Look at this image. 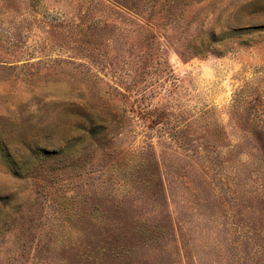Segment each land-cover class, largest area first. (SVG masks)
I'll use <instances>...</instances> for the list:
<instances>
[{"label": "rangeland", "instance_id": "obj_1", "mask_svg": "<svg viewBox=\"0 0 264 264\" xmlns=\"http://www.w3.org/2000/svg\"><path fill=\"white\" fill-rule=\"evenodd\" d=\"M263 130L264 0H0V264H264Z\"/></svg>", "mask_w": 264, "mask_h": 264}, {"label": "trees", "instance_id": "obj_2", "mask_svg": "<svg viewBox=\"0 0 264 264\" xmlns=\"http://www.w3.org/2000/svg\"><path fill=\"white\" fill-rule=\"evenodd\" d=\"M241 94H242V93H241ZM241 94H240V95H241ZM240 95H239V98H241ZM263 133H264V130H263Z\"/></svg>", "mask_w": 264, "mask_h": 264}]
</instances>
